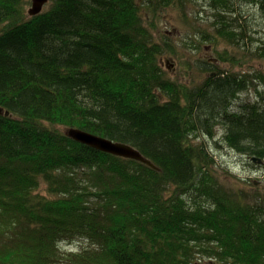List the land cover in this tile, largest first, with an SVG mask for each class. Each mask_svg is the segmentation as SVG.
Here are the masks:
<instances>
[{"label":"trees","instance_id":"trees-1","mask_svg":"<svg viewBox=\"0 0 264 264\" xmlns=\"http://www.w3.org/2000/svg\"><path fill=\"white\" fill-rule=\"evenodd\" d=\"M204 1L203 40L243 43L235 0ZM242 1L264 19V0ZM185 2L51 0L29 17L30 0H0V264H264V197L216 177L194 143L221 125L225 146L264 162V92L233 110L248 87L237 73L211 64L198 86L168 78L160 58L173 47L141 9ZM60 128L125 143L155 170ZM76 240L87 247L60 246Z\"/></svg>","mask_w":264,"mask_h":264},{"label":"rangeland","instance_id":"rangeland-1","mask_svg":"<svg viewBox=\"0 0 264 264\" xmlns=\"http://www.w3.org/2000/svg\"><path fill=\"white\" fill-rule=\"evenodd\" d=\"M235 4V7L242 10L240 25L243 23L247 32L244 42L238 45L219 39L216 44L203 40L202 37L209 38V34L214 33L212 12L204 0H186L184 7L161 9L155 17L142 8L141 15L156 41H165L173 47V53L167 52L160 58L168 78L178 84L194 87L200 85L209 75L213 77L214 72L202 71L211 64L219 70L237 73L248 82V87L231 102L233 110H240L242 106L259 102L260 94L264 92V56L261 57L259 51L264 49V19L253 3L247 5L242 0H235ZM222 55H229L227 58H233L234 63L221 62L218 58ZM58 130L65 131L63 128ZM223 134V126L217 125L213 131V139L203 132H197L194 143L203 146L213 158L216 177L230 187L246 191L249 199L264 197V165H256L248 157L225 146ZM45 188L42 184L36 192L52 198ZM60 246L64 251L76 252L87 247L80 240L62 242Z\"/></svg>","mask_w":264,"mask_h":264},{"label":"water","instance_id":"water-1","mask_svg":"<svg viewBox=\"0 0 264 264\" xmlns=\"http://www.w3.org/2000/svg\"><path fill=\"white\" fill-rule=\"evenodd\" d=\"M51 0H30V5L27 8V14L29 17H33L39 15L43 12L44 6H46ZM0 114H2V109L0 108ZM8 115V112L5 113V116ZM64 134L71 140L76 143L83 144L90 149H94L101 153H106L111 156H115L121 159H127L131 161H137L142 163L143 165H147L151 169L155 170L153 164L142 157V155L131 146L119 142H112L105 138H101L94 134H90L88 132L80 131L78 129L70 128L65 130ZM251 162L256 165H264L263 160L260 158L251 157Z\"/></svg>","mask_w":264,"mask_h":264}]
</instances>
